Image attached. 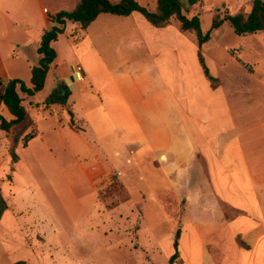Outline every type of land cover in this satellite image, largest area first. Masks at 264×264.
I'll use <instances>...</instances> for the list:
<instances>
[{
	"label": "rangeland",
	"instance_id": "374dc122",
	"mask_svg": "<svg viewBox=\"0 0 264 264\" xmlns=\"http://www.w3.org/2000/svg\"><path fill=\"white\" fill-rule=\"evenodd\" d=\"M136 1L156 8V0ZM253 1L200 0L188 6L182 0V13L197 16L206 33L214 16L247 14ZM63 4L0 0V46L7 65L25 69L26 60L37 65L34 39L47 29L42 7L67 11ZM171 25L178 28L174 20ZM68 29L56 47L58 63L70 65V73L78 61ZM185 35L191 86L186 85L192 89L187 105L197 103L208 112L194 120L191 141L184 139L159 79L152 85L151 75L145 82L135 73L116 76L114 68L127 59L117 51V38L103 53L117 86L106 77L93 87L87 80L69 82L72 88L63 82L75 114L72 125L56 102L61 94L52 76L42 92L26 98L32 122L27 133L0 131V196L12 210L0 220V264H169L176 231L181 238L191 227L203 232L202 264H245L241 251L264 243V232L257 233L259 227L264 231V32L238 36L228 23L213 30L202 46L216 79L212 84L198 64L194 33ZM167 82L173 85L170 78ZM96 87L112 94L109 113L98 105ZM48 104L57 106L58 115ZM124 138L132 141L129 149ZM248 183L256 185L255 200L237 188ZM189 240L195 247L193 234L184 235L174 264L188 261Z\"/></svg>",
	"mask_w": 264,
	"mask_h": 264
},
{
	"label": "crops",
	"instance_id": "0c3cea01",
	"mask_svg": "<svg viewBox=\"0 0 264 264\" xmlns=\"http://www.w3.org/2000/svg\"><path fill=\"white\" fill-rule=\"evenodd\" d=\"M62 1L64 2V4L60 7L69 5V9L67 11H71L75 7V0ZM45 9L47 10V13L44 12ZM53 9L54 10L50 11L48 8L42 7V17L44 18L45 27L47 28L43 29L42 33L52 27V20L54 19L56 13H58L59 11H65L60 10L61 8L58 7H55ZM68 27V35L72 41L71 43H69L70 48L72 49L74 57L77 58L76 60L78 61V63H76L75 66L71 65L70 73V65L67 67L65 66V68L58 63L59 50L56 46H58V41L62 33L59 34L57 40L52 43V47L56 51L57 56L47 73L44 87L40 92H42L46 88L48 80L52 76V83H55V85L57 84V87L59 86L60 94L63 95L65 93L63 82L66 81L67 84L71 86V84L75 81L73 80V71L76 66L82 67L83 71L85 72V76L83 75V81H89L91 86L98 80L104 81L102 77L108 78L109 81L113 82L116 85L115 80L112 78L113 76L111 75V70L108 69L109 67L105 62L103 53L104 55H106L109 48L115 47L114 44L112 46V40L113 38H117L119 39L120 43L117 47V51L125 54L127 59L124 64H122L121 66L118 65L114 68L116 76L122 77V75L126 74L127 72L129 76L133 77V75L129 73H135L136 76L141 78L142 82H145L146 80L144 79V76L151 75V79L149 80L152 85H158V81L156 83V80L159 79L162 85V91L163 93H165L164 96H167L166 99L168 101L169 107L171 105V109L174 110L173 116H176L177 119H180V127L183 129L182 133L184 139L186 140L187 137V139L191 141L190 128L193 125H196V123H194V120L201 121L204 115H208V112H206L205 106L203 105L200 106L199 104L192 102H190L191 104L187 105L186 96L191 95L192 89L190 90V88H188L186 85V83L188 82L189 87L191 86L190 79L188 78L189 81L187 80L186 73V71H188L189 69L188 63H186V46L190 44L186 40V35L181 34L178 31V28L175 29L172 25L161 29L154 28L149 23H147L139 13L136 12L132 13L128 17L102 14L98 16L86 30L79 28L76 24L66 22L64 31ZM42 33L38 38L34 39L35 44L37 45V49L39 47ZM3 44L4 47H6L5 42ZM17 47H19V45H17ZM39 59L40 55L38 58V62ZM37 65H35V62H31L29 60L24 61L25 69H22L17 65H7L4 58V52L0 46V115L3 116L6 120L11 119V115L9 114L7 108L1 100V95L3 94L6 83L10 79H19L23 82L25 81V85L27 87H30L31 69ZM26 72L29 75L28 83L25 80L26 78L22 76L25 75ZM176 75L180 76L179 83L175 81ZM59 77H62V80H59ZM168 78H170L173 85L167 82ZM69 82L71 84H69ZM146 84L148 83L146 82ZM110 86L112 85L110 84ZM93 92H96L95 94H97L95 96L98 99V105L101 106L103 110H105V112L108 111L109 113V110L113 109L112 94L109 92V89L105 90L96 87L95 91L93 90ZM134 92L138 94V100L142 104V91L138 89L134 90ZM175 93H177L178 95H175ZM19 96L23 99V105L25 106L29 114L28 106L25 104V100L26 98L32 96H27L22 93H19ZM181 97L183 98V100H181ZM69 98L65 106L61 105L67 113L71 112L68 108ZM120 101H122L125 104L126 109H128L126 106L128 100L125 97V90L120 91ZM191 106L193 110H191ZM46 107L47 109H50L51 112L54 111V115H58L56 105L48 104L46 105ZM119 108H121V106ZM120 112H122V109L120 110ZM71 113L72 120H74L75 114L73 112ZM36 136H39L37 130H35V137ZM123 140L125 146L129 149L132 145L129 142L132 141L128 140L127 138H124ZM237 188L240 191H244V189L248 190L249 198L251 200H255L253 197L255 195V184L251 185V183H248L247 187L238 186ZM251 191L253 192L251 193ZM9 212H12V210L10 209V206L7 205V209L4 213ZM189 232L193 234L196 245L192 248L190 240L188 241L189 246L188 249L185 250L186 253H188V261L186 259H183V264H188L189 262H191L192 264H202L201 262L203 261L205 257L204 254L206 252L201 241L203 232L192 227L191 229H189ZM263 232L264 231L262 230V228L259 227L257 229L258 235H262ZM185 233L189 235H186ZM185 233L179 239V254L180 250L182 249L180 247V242L184 238V235L188 237L190 236V233ZM252 250L253 251L251 252L247 251V254L244 251H241V253L243 254L244 263L264 264V243H255L254 246H252ZM248 254L249 256L246 260L245 256H247Z\"/></svg>",
	"mask_w": 264,
	"mask_h": 264
},
{
	"label": "trees",
	"instance_id": "16d2710c",
	"mask_svg": "<svg viewBox=\"0 0 264 264\" xmlns=\"http://www.w3.org/2000/svg\"><path fill=\"white\" fill-rule=\"evenodd\" d=\"M183 8L182 0H156L154 11L140 5L136 0H118L116 2L110 0H76L75 7L71 11H59L56 13L52 21V27L45 30L41 35L37 49L40 59L38 65L31 69L30 87H27L19 79H10L4 87L1 100L11 115V119L6 120L0 115V131L10 133L17 130L19 135L24 136L32 126L31 118L23 105V99L19 96V93L33 96L43 89L47 73L57 56L52 43L57 40L59 34L63 33L66 22H71L86 30L102 14L128 17L136 12L152 27L161 29L171 25V21L174 20L181 34L194 33L198 64L204 77L211 84L215 83L216 79L210 75L205 64L202 46L210 40V34L213 30L219 29L223 23H228L238 36L264 32V0H254L247 14L225 15L223 18L214 16L206 33L201 30L200 19L197 16L187 18L182 13ZM68 96L69 92L66 88L63 95L57 96L56 102L65 106ZM68 114L71 118L69 125H72V113L68 112ZM6 209L7 204L0 196V220ZM180 234V230H177L174 235L172 244L174 252L168 260L169 264H174L179 258ZM14 264L24 263L16 262Z\"/></svg>",
	"mask_w": 264,
	"mask_h": 264
},
{
	"label": "built area",
	"instance_id": "2783aa9c",
	"mask_svg": "<svg viewBox=\"0 0 264 264\" xmlns=\"http://www.w3.org/2000/svg\"><path fill=\"white\" fill-rule=\"evenodd\" d=\"M47 13V10H44ZM83 69L81 66H76L73 71V80L75 81H83Z\"/></svg>",
	"mask_w": 264,
	"mask_h": 264
},
{
	"label": "water",
	"instance_id": "95a60500",
	"mask_svg": "<svg viewBox=\"0 0 264 264\" xmlns=\"http://www.w3.org/2000/svg\"><path fill=\"white\" fill-rule=\"evenodd\" d=\"M198 1H200V0H187V5L191 6V5L195 4V3H197ZM187 5H185V7H187Z\"/></svg>",
	"mask_w": 264,
	"mask_h": 264
}]
</instances>
